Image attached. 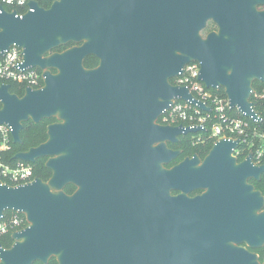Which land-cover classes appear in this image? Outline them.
<instances>
[{
	"label": "water",
	"instance_id": "1",
	"mask_svg": "<svg viewBox=\"0 0 264 264\" xmlns=\"http://www.w3.org/2000/svg\"><path fill=\"white\" fill-rule=\"evenodd\" d=\"M47 1L32 0L23 16L0 12V51L22 48V67L44 78L23 95L0 84V125L21 144L24 122L59 120L45 142L14 156L46 157L51 177L0 182V218L12 210L29 223L11 247L0 243V264H235L230 243L264 242V194L248 183L264 164L237 163L239 141L221 138L201 165L195 156L167 167L180 153L168 143L200 128L158 121L175 99L210 109L172 82L193 61L230 108L261 118L252 96L264 82V0ZM210 19L218 30L203 36ZM91 54L95 68L85 66ZM194 189L206 191L190 197Z\"/></svg>",
	"mask_w": 264,
	"mask_h": 264
},
{
	"label": "built area",
	"instance_id": "2",
	"mask_svg": "<svg viewBox=\"0 0 264 264\" xmlns=\"http://www.w3.org/2000/svg\"><path fill=\"white\" fill-rule=\"evenodd\" d=\"M31 1L0 0V12L3 9L9 12L17 11V15L23 16L33 10L29 6ZM38 1L40 2V0ZM23 61V49L16 45L11 46L4 53L0 51L1 83H9L11 86L14 84L19 89H23L24 94L27 87H42L44 78L39 68L22 67ZM200 69L199 62L188 63L184 73L176 76L173 83L188 87L195 97L210 109L204 110L191 102L175 99L158 121L161 124H183L192 128H200L197 132H208L214 143L221 138L238 140L239 145L233 153L236 157L241 160L251 157L254 164H264V128L253 126L245 116L231 115L230 110L233 109L230 108L227 95L222 96L208 88L199 79ZM260 97L264 99V90L260 93ZM260 117L259 120H252L262 122L263 117L261 115ZM12 140L11 127L6 124L0 125V182L12 186L23 185L33 181L37 176L33 163L21 159L9 160ZM10 211L11 213L5 212L4 216L0 218V237L9 233L12 236L15 231L22 230L29 224L25 214Z\"/></svg>",
	"mask_w": 264,
	"mask_h": 264
},
{
	"label": "trees",
	"instance_id": "3",
	"mask_svg": "<svg viewBox=\"0 0 264 264\" xmlns=\"http://www.w3.org/2000/svg\"><path fill=\"white\" fill-rule=\"evenodd\" d=\"M42 5H46L47 0H40ZM60 50L61 48H57ZM97 60L94 57H90L86 60L85 66L90 68L96 64ZM172 82H174V78L172 79ZM1 83V81H0ZM254 94L252 96V100L256 103V110L259 112V114L263 117L262 122H255L250 118H246L253 126L257 125L261 128H264V99L260 97V93L264 90V82L261 81H255L254 83ZM211 90L214 93H218L222 96H226L225 90L223 88L220 89H213ZM11 91L16 92L19 95H23L24 90L19 89L16 87L14 84L11 86ZM230 114L233 116H239V117H244L242 114L238 112V110L233 109L230 110ZM56 118H49V119H43L39 123H35L32 120H29L27 122H24V127L21 131V138H22V143L18 144L15 143L12 140V150L9 153V160L10 161H16L15 159V154L20 152V151H26L29 150L32 147L38 146L41 143L45 142L48 139V133H47V127L48 125L55 121ZM185 138H189V146H192V143H194L193 147H195L196 150L198 151H208L210 148H212L214 142L213 140L209 137L208 132H194V133H189L186 134ZM46 157L39 158L35 163H33L35 174L38 177H41L44 180H48L52 172L50 169L46 167ZM75 187L74 185H68L65 190L68 193H72L74 191ZM7 214L11 213L10 210L6 211ZM0 243L6 247L9 248L12 246L14 243V240L11 236V234H6L4 236L0 237ZM33 264H45L40 261H36ZM48 264H58V261L55 257L51 258Z\"/></svg>",
	"mask_w": 264,
	"mask_h": 264
},
{
	"label": "flooded vegetation",
	"instance_id": "4",
	"mask_svg": "<svg viewBox=\"0 0 264 264\" xmlns=\"http://www.w3.org/2000/svg\"><path fill=\"white\" fill-rule=\"evenodd\" d=\"M142 3V0H138ZM53 2L47 1L46 5H43L44 7H51ZM135 4V0H132V5ZM263 5L259 6L258 8L262 9ZM218 30V25L212 20H208L206 26L202 29V35L207 36L210 32ZM83 43H75V42H69L65 45L60 46V50L57 48L54 49V51H63L65 49H68L70 47H73L75 45H81ZM59 48V47H58ZM94 57L97 62L94 66L90 68H95L100 64V59L96 55H88L87 58L85 59V62L88 58ZM59 120L56 118L55 121L51 122H58ZM187 135H181L179 136V141L177 142H169L168 145L170 148L173 150H177L180 153L170 162L167 164V167H172L175 166L184 160L192 159L195 156H197L200 160L199 164L201 165L208 154L210 153L211 148L208 151H198L193 147L194 143H192V146H189V138H185ZM131 138L127 135H122L119 137V148H128L129 143ZM238 158V157H237ZM242 160L238 158L237 163L241 162ZM48 168V167H47ZM49 169V168H48ZM51 170V169H50ZM52 172V171H51ZM248 183L252 184L257 191H261L264 194V173L262 175L261 180H256L252 177L248 178ZM72 185V184H71ZM76 189V186H74ZM74 189V191H75ZM73 191V192H74ZM206 191V189H194L188 193L190 197H195L198 195L203 194ZM181 191L180 190H175L173 191V194H179ZM264 211V208L259 211L262 212ZM237 239V238H235ZM231 248V252H229L230 259L234 261L235 264H241L243 262L249 263V264H264V242L258 243V244H251L248 242H243V241H233L232 243L229 244L228 246Z\"/></svg>",
	"mask_w": 264,
	"mask_h": 264
}]
</instances>
